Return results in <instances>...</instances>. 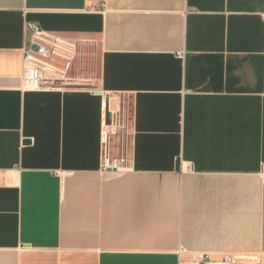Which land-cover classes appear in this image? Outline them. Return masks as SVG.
<instances>
[{
  "label": "crops",
  "instance_id": "0c3cea01",
  "mask_svg": "<svg viewBox=\"0 0 264 264\" xmlns=\"http://www.w3.org/2000/svg\"><path fill=\"white\" fill-rule=\"evenodd\" d=\"M27 22L76 40L69 85L22 87ZM123 103L128 170L102 173ZM203 253L264 264V0H0V264Z\"/></svg>",
  "mask_w": 264,
  "mask_h": 264
},
{
  "label": "built area",
  "instance_id": "2783aa9c",
  "mask_svg": "<svg viewBox=\"0 0 264 264\" xmlns=\"http://www.w3.org/2000/svg\"><path fill=\"white\" fill-rule=\"evenodd\" d=\"M30 35L27 44L22 48L21 79L24 89L41 91L69 85V71L76 56L78 46L76 40L41 29L35 22H27ZM118 146L114 139L119 128ZM125 124L118 123L117 115L103 112L100 121V167L102 173H123L127 167V144L125 141ZM245 264L237 261L229 253L218 258L210 253H203L200 258L179 260V264Z\"/></svg>",
  "mask_w": 264,
  "mask_h": 264
},
{
  "label": "rangeland",
  "instance_id": "374dc122",
  "mask_svg": "<svg viewBox=\"0 0 264 264\" xmlns=\"http://www.w3.org/2000/svg\"><path fill=\"white\" fill-rule=\"evenodd\" d=\"M83 57H84L83 54L81 55V52H80L78 60H77V62H75V66L73 67V71H72L73 75L76 74V72H78V70L81 69L82 64L84 67L83 71L90 72L92 70L93 63L91 60V51H89L88 47H87L86 52H85V58H83ZM121 104H122V102H121ZM116 115H117L118 123H120L121 125L126 124L127 112H126V105L124 103H123L122 107L116 111ZM122 132H123V128L121 127V128H119L118 134L116 137L119 138V135H121Z\"/></svg>",
  "mask_w": 264,
  "mask_h": 264
}]
</instances>
